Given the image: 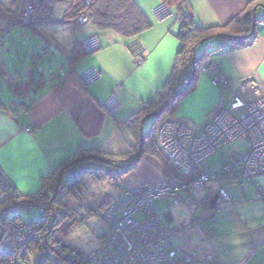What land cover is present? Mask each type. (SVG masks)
<instances>
[{
	"label": "crops",
	"instance_id": "crops-1",
	"mask_svg": "<svg viewBox=\"0 0 264 264\" xmlns=\"http://www.w3.org/2000/svg\"><path fill=\"white\" fill-rule=\"evenodd\" d=\"M22 1L10 0L7 4L18 15ZM31 1L45 13L50 9L55 18L52 20H61L71 0ZM134 1L152 22L135 40H124L112 32L96 33L91 25L55 26L38 21L21 24L39 40L35 46L37 58L41 57V50L56 56L58 62L64 61V66L59 65L64 69L60 79L45 78L43 74V80L36 55L28 56L31 67L25 68L24 78L18 73V79L9 77V83L0 79L9 89L6 96H10L7 102L0 98V170L23 196L37 194L50 174L80 152L102 154L116 161L115 165L97 163L98 167L111 165L119 170L120 165H132L123 173L121 184L118 182L116 189L110 188L101 196L104 200L138 184L182 178L162 159L157 146L152 150L156 145L155 129L147 144V133L161 115L127 123L147 102L165 96L174 79L181 49L176 37L177 11L171 9V15L159 20L154 9L162 0ZM249 7H253L255 15L254 41L237 48L224 45L217 51L200 45L197 53H210L217 66L215 73L230 80L233 89L240 90L241 86L243 94L257 97L264 96V0H185L182 12L206 34H221L231 32L228 24ZM93 34L100 42L99 51L71 61L77 44ZM134 42L145 58L140 65L131 49ZM0 64L8 75L1 59ZM90 69L96 70L99 78L86 85L77 75ZM213 76L198 73L193 88L169 106L161 119L184 120L196 134L200 133L213 109L230 95L229 90L212 84ZM110 97L119 103L113 114L105 108ZM27 127H32L33 132H27ZM244 143L239 138L223 146L202 167L221 170L229 160L238 162ZM224 153L226 157L222 158ZM83 184V179L76 184L79 195L81 188H86L87 183ZM218 187L226 191L228 201L218 207L214 220L207 221L211 212L209 200ZM255 187L264 191V175L245 183L221 180L203 186L195 184L188 192L180 193L182 203L169 206L164 200H156L151 209L168 230L179 256L204 263L213 255L218 264H264V200L256 196ZM187 225L191 227L186 228Z\"/></svg>",
	"mask_w": 264,
	"mask_h": 264
},
{
	"label": "built area",
	"instance_id": "built-area-1",
	"mask_svg": "<svg viewBox=\"0 0 264 264\" xmlns=\"http://www.w3.org/2000/svg\"><path fill=\"white\" fill-rule=\"evenodd\" d=\"M82 1L89 7L96 0ZM161 6L159 13L164 16L168 13V9L164 4ZM160 15L158 14L157 17ZM17 16L16 22H0V44L13 26L55 19L51 17L50 9L45 13L31 0L21 2ZM75 22L84 25L87 22V16L80 14L75 18ZM78 48L85 55H91L100 49V42L96 35H90L80 41ZM134 55L137 65L145 59L140 51ZM207 59L202 63L200 71L214 73L217 66L212 60ZM98 78L99 73L94 69L80 75L81 81L86 85ZM212 83L214 86H222L229 90L230 95L225 103H220L214 108L209 121L200 133L196 134L181 119L165 120L156 132L157 146L164 160L182 178L169 179L160 184L135 185L134 188L119 196V199L111 202L106 209L107 212H100L102 218L105 217L111 224L109 239L105 249L94 254L91 260L88 258L89 264L100 262L98 259L101 255H106L107 260L100 264H201L195 259L179 257L171 246L168 231L161 224L158 215L143 211L149 210L153 203L160 199L166 201L168 205L180 203L183 200L180 192L190 190L195 184L203 186L208 182L219 183L221 180L245 183L264 175V96H244L243 87L240 86V90L233 89L230 80L221 74L214 75ZM118 107L119 103L114 97H110L105 103V108L111 114ZM28 131L30 132L31 128ZM237 138H242L245 142V150L238 162L229 160L221 170H208L202 167L208 157L216 154L220 148ZM89 169L88 164L75 166L68 170L67 177L65 175L63 181L66 184L70 183L80 172ZM13 190L14 185L0 170V221L6 218L8 223L7 231L5 230L3 234L5 236L7 233L6 240L0 243V249L6 254L18 250L19 254L21 253L20 257L23 258L25 253L23 247H26L29 241L38 238L42 225L30 227V224L35 221L24 223L22 215L30 214L32 210H35L38 214L36 222L47 223V226L42 227L41 233L53 225V219L47 214L48 212H44L42 207V197L47 192L40 194L37 198L21 200L18 192ZM215 193L218 197V206L215 210H211L213 214L208 215L207 221L214 220L218 207L228 201V195L222 187H218ZM255 194L264 200V191L261 188L255 187ZM4 203L6 204L3 205ZM17 217L20 218L22 225L14 224L16 223L14 219ZM14 240L16 242H13ZM23 240L29 241L20 242ZM15 243H17L16 246ZM19 254L14 253L15 261H18ZM207 264H218L216 257H210Z\"/></svg>",
	"mask_w": 264,
	"mask_h": 264
},
{
	"label": "trees",
	"instance_id": "trees-1",
	"mask_svg": "<svg viewBox=\"0 0 264 264\" xmlns=\"http://www.w3.org/2000/svg\"><path fill=\"white\" fill-rule=\"evenodd\" d=\"M162 1L170 9H175L177 11L179 30L176 37L181 42V49L176 61L175 76L170 83L166 95L160 97V99H158L159 101L147 102L143 106L144 109H140L127 121V123L130 124L149 116L156 117L159 116L157 114L161 115L147 133V144L151 142L152 130L155 129V126L158 123V125H160L162 121L161 117L167 112V108L193 88L198 73L202 72L199 68L200 62L204 57L209 56L210 53L208 54L205 50L197 53V48L200 45L204 46L206 49L214 47L215 51L224 45H230L233 48H237L238 46H243L246 43L254 41L257 36L255 32V15L253 7L247 8L228 24L231 32L206 34L191 22L182 12L185 0ZM70 3V6L64 11L61 20H46L38 22H47L55 26H66L68 24H74L75 18L80 14H85L89 18V25L93 27L96 33L112 32L124 40H135L141 32L152 26V22L134 0H96L87 8L84 7L81 0H71ZM15 10L16 9L8 5L4 0H0V22H16L17 13ZM32 23H29L28 25H31ZM205 39H208L206 42H213L207 45L205 44L206 42L203 41ZM78 47L79 43L77 44V48ZM77 48L70 55L71 61H75V59H78V57L80 58L81 56H87L78 51ZM131 49L134 54L140 51L135 42L132 44ZM39 74H42L44 80L43 73L39 72ZM0 75H7L3 72L1 64ZM77 77L80 79V75H77ZM8 81L9 79L6 80V83H9ZM176 85L179 86V89L174 90ZM154 147L155 145L151 147L152 150ZM85 161H93L101 164L107 163L111 165L116 164V161L109 156L104 157L102 154L90 155L85 152H80L78 155L69 158L50 174L44 180V185L50 184L51 188L54 190L63 182L62 176L66 169ZM131 166L132 165H126L122 168V165H120L121 169L119 170L122 173H125ZM78 183L79 182L74 180L69 186L76 188V184ZM44 185L43 188L45 187ZM54 201H57V197H54ZM104 203L105 202L101 203L99 206L98 204H95V208L90 207L92 210L97 211L94 213H96L98 217L100 211L105 205ZM52 206L53 205L49 206L48 210H52ZM49 213L54 220L53 225L50 228V234L46 237L32 240L27 244L29 247L27 251H30V253L32 252V254L25 258L24 264H89L85 252L62 241L63 236H65L67 232L76 225V220L69 219L68 214H65L61 218H57L56 212L52 211ZM78 222L82 221L79 220ZM104 236L102 235V238ZM12 260L13 259L8 255L0 254V264H13Z\"/></svg>",
	"mask_w": 264,
	"mask_h": 264
},
{
	"label": "rangeland",
	"instance_id": "rangeland-1",
	"mask_svg": "<svg viewBox=\"0 0 264 264\" xmlns=\"http://www.w3.org/2000/svg\"><path fill=\"white\" fill-rule=\"evenodd\" d=\"M4 1L7 3L10 0H4ZM81 2L84 5V7L87 8L86 4H84L82 0H81ZM70 4L71 3H69V6H70ZM162 4H164L168 9V13L164 16L160 15V13H159L161 10ZM157 12L160 15V17H157V15H158ZM154 15L159 20L164 19V18L168 17L169 15H171V9L162 1L154 9ZM89 22L90 21H89V18L87 16L86 24L84 23V25H82V24H79V23L74 21V25L79 26V27H84V26H88ZM25 29H26V27H24L23 25H17V26L11 27L9 29V32L5 35L6 37L4 38L2 45L0 44V59L4 65V69L7 70V73H9L8 75H4V76L0 75L1 76L0 79H3L4 81H6L10 77V78H15L17 80L18 79V77H17L18 73L23 75L22 78H24L25 72H26V71H24L25 68L31 67V64H30L29 58H28L29 55H31V56L36 55V61H38L37 62V68L40 71H43L45 78L53 76V77H56V79L57 78L60 79V76L64 75V69L61 70L60 69L61 66H59V65L62 64V66H64L63 65L64 61L62 60V62L61 61L58 62V59L56 58V56L46 55L41 50L39 51L41 54V57L37 58V53L35 52L36 51L35 46L38 45L39 40L35 39V37H33V35L30 33V31H27ZM22 34H24L25 37H22ZM43 45L44 44H42V46ZM77 50L79 51V48H77ZM98 51H96L95 53H93L91 55L96 54ZM91 55L84 56L83 58L89 57ZM207 58H209L210 61L212 60L210 55L204 57V59L200 62L199 68L201 67L202 63H204L206 60H208ZM59 59H61V58H59ZM212 62H213V60H212ZM216 69H217V67H216ZM207 70H209V69H207ZM211 73L213 75H216L215 72L214 73L211 72ZM35 74H36V72H35ZM35 77H38L37 74L35 75ZM1 91L3 92V94L1 93ZM8 91H9V89L7 88L6 84L0 80V98L3 102H7V97L8 98L10 97L9 95L6 96V92H8ZM243 93H244V88H243ZM243 95L245 96V94H243ZM212 112H211V114H212ZM211 114H210V116H211ZM210 116L208 118V121L210 119ZM165 120H172V119H163L161 121V123L164 122ZM158 124L155 126V141H156L155 147L158 145L157 139H156V132L160 127V125H158ZM30 128H31V132H33L34 129L32 127H27V128H25V130L26 129L29 130ZM28 130H26V131L29 132ZM237 139H239V138H237ZM237 139H235V140H237ZM235 140H233V141H235ZM233 141H231L229 143H232ZM158 152L160 153L161 157L163 158V155L161 154L159 149H158ZM90 155H94V154H90ZM225 157H226V154L225 153L222 154V158H225ZM80 164H88L90 166L89 170L80 172L78 174V176L71 181V182H73L74 180H76L77 182H81V180L83 179V183L84 184L87 183L86 185L83 184L84 186H86V188L85 187L81 188V191H82L81 195H79L80 190L78 191V189H76L75 187L69 186L71 182L66 184L65 181H63L64 183L62 182L60 185H58L59 187L57 186L54 190L51 188L50 184L44 185L45 187L42 188L37 194L31 195V196H26V197L23 196L22 194H20V192L18 190H16L15 187H14L13 191L14 192L16 191V193L18 192L17 194L20 196V198H22L21 200H28V199L37 198L40 194H44L45 192H47V194L44 195V197H42L43 198L42 207L45 210L44 212H48L47 214H49V215H50L49 212H52V211L56 212L57 218H61L65 214H68L69 219H71V220L75 219L76 220V223H75L76 225L69 232H67V234L65 236H63L62 241L64 243L70 244V245L80 249L81 251L85 252V254L87 255V259L89 258V260H91V257L94 254L100 253L102 251V249H105V247L107 246L108 239H109L108 236H109L110 228H111L110 227L111 224H109L110 222H107V219L105 217L102 218L100 213H99V217H98L96 215V213H94L97 211L92 210L91 208H95L96 207L95 204H97V203L99 206L101 202L102 203L105 202L104 207L100 211V212H105L106 209H108V207L110 206L111 202L119 199L120 198L119 196L123 195L124 192L126 193L127 190L134 188V186L125 188L121 194L114 197L111 201L108 200L107 198L104 200V197H101V196L104 193H106L107 190H109L110 188L116 189L117 183L119 182V184H121L122 177L124 174L118 170V167H115V166L113 167L111 165H109V166L107 165L105 167H98V166H96V165H98L96 162L85 161V162L77 163L75 166H79ZM75 166L69 167L68 169L65 170L64 173H66L65 174L66 177H67L68 170L73 169ZM116 171H118V172H116ZM92 176H96V177L93 178ZM160 183H162V182H160ZM160 183H155V184H160ZM142 184H149V183H142ZM78 186H80V185H78ZM182 192H188V191L185 190ZM214 194H216V193H214ZM54 197H57L56 202L54 201ZM160 200H162V199H160ZM14 202H17V201L14 200ZM182 202H183V200H181L180 203H182ZM6 203H4L3 205H5ZM180 203H178V204H180ZM178 204H169V206H174V205H178ZM51 205H53L52 210H48L49 206H51ZM217 206L218 205H217V200H216L215 208L210 209V210H215L217 208ZM149 210L143 211V212L154 213L151 208ZM134 212H139V211H134ZM209 214H213V212H208V215ZM215 214H217V212H215ZM138 217H140V216H138ZM14 220L16 222V223H14L16 226L22 225L20 222V218L17 217ZM36 220H38V214L35 210H32L30 215H26V214L22 215V221L24 223L30 222V221H35L34 223L30 224V227L37 226L38 224H41L42 227L47 226V223H42V222L38 223V222H36ZM79 220L82 222H78ZM53 221L54 220H52V222ZM0 224H1L0 225V243H1L2 241L6 240L5 237L7 236V233L5 236L3 234H4V231L6 230V226L8 227L7 219L6 218L1 219ZM125 224H127V222ZM161 224L164 226V224L162 222H161ZM42 227L38 232V238H43V237H46L48 234H50V228L52 226L47 231L44 230L41 233ZM190 227H191V225L186 226V228H190ZM102 235L103 236L105 235V236L102 238ZM168 235H169V232H168ZM168 237L170 238V236H168ZM27 241H29V240H23L20 242L26 243ZM13 242H16V240ZM16 245H17V243H15V246ZM23 248H25V253H24L23 258L20 257L21 253L19 254L18 250H15V251L13 250L14 251L13 253L6 254L4 251H2L0 249V254H6V255L10 256L13 259L12 260L13 264H24L25 258L28 255H31L32 252L30 253V251L29 252L27 251V249H29L28 245L26 247H23ZM14 253L19 254L18 261H15ZM176 253H177V251H176ZM177 255H178V253H177ZM179 257L187 258L186 256L184 257L181 255ZM211 257H215V256L211 255ZM195 260H197V259H195ZM197 261L200 262L201 264H207V262L204 263L203 261H200V260H197ZM207 261H209V260H207ZM93 263H94V259H93Z\"/></svg>",
	"mask_w": 264,
	"mask_h": 264
},
{
	"label": "water",
	"instance_id": "water-1",
	"mask_svg": "<svg viewBox=\"0 0 264 264\" xmlns=\"http://www.w3.org/2000/svg\"><path fill=\"white\" fill-rule=\"evenodd\" d=\"M217 195L216 194H213L209 200V209H214L215 208V203H216V200H217Z\"/></svg>",
	"mask_w": 264,
	"mask_h": 264
},
{
	"label": "bare ground",
	"instance_id": "bare-ground-1",
	"mask_svg": "<svg viewBox=\"0 0 264 264\" xmlns=\"http://www.w3.org/2000/svg\"><path fill=\"white\" fill-rule=\"evenodd\" d=\"M15 241V240H14ZM100 262H105L107 260L106 255H101L98 259ZM100 262H96V264H100Z\"/></svg>",
	"mask_w": 264,
	"mask_h": 264
}]
</instances>
